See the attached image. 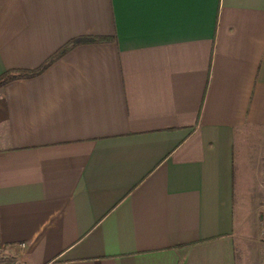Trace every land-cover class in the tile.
Segmentation results:
<instances>
[{
    "label": "crops",
    "instance_id": "0c3cea01",
    "mask_svg": "<svg viewBox=\"0 0 264 264\" xmlns=\"http://www.w3.org/2000/svg\"><path fill=\"white\" fill-rule=\"evenodd\" d=\"M0 264H236L233 155L264 123V0H0Z\"/></svg>",
    "mask_w": 264,
    "mask_h": 264
},
{
    "label": "rangeland",
    "instance_id": "374dc122",
    "mask_svg": "<svg viewBox=\"0 0 264 264\" xmlns=\"http://www.w3.org/2000/svg\"><path fill=\"white\" fill-rule=\"evenodd\" d=\"M233 206L236 264H264V123L237 134Z\"/></svg>",
    "mask_w": 264,
    "mask_h": 264
},
{
    "label": "trees",
    "instance_id": "16d2710c",
    "mask_svg": "<svg viewBox=\"0 0 264 264\" xmlns=\"http://www.w3.org/2000/svg\"><path fill=\"white\" fill-rule=\"evenodd\" d=\"M100 40L101 38H95V37H81L75 39L70 43H68L67 45H65L64 47H62L59 51H57L56 54L53 55L50 59H48L46 63H44V65L37 71H33V72L6 71L0 74V87L12 80L37 74L38 72L42 71L45 67H47L50 63H52L56 58H58L60 55H62L64 52L69 50L72 46L76 45L77 43H92Z\"/></svg>",
    "mask_w": 264,
    "mask_h": 264
},
{
    "label": "snow or ice",
    "instance_id": "6c2138e0",
    "mask_svg": "<svg viewBox=\"0 0 264 264\" xmlns=\"http://www.w3.org/2000/svg\"><path fill=\"white\" fill-rule=\"evenodd\" d=\"M128 5L180 6L197 3L198 0H121Z\"/></svg>",
    "mask_w": 264,
    "mask_h": 264
}]
</instances>
